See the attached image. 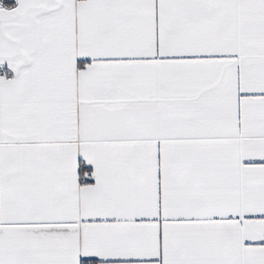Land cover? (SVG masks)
<instances>
[{
    "label": "snow or ice",
    "instance_id": "1",
    "mask_svg": "<svg viewBox=\"0 0 264 264\" xmlns=\"http://www.w3.org/2000/svg\"><path fill=\"white\" fill-rule=\"evenodd\" d=\"M0 264H264V0H0Z\"/></svg>",
    "mask_w": 264,
    "mask_h": 264
},
{
    "label": "trees",
    "instance_id": "2",
    "mask_svg": "<svg viewBox=\"0 0 264 264\" xmlns=\"http://www.w3.org/2000/svg\"><path fill=\"white\" fill-rule=\"evenodd\" d=\"M5 5H11L14 4V0H3Z\"/></svg>",
    "mask_w": 264,
    "mask_h": 264
}]
</instances>
